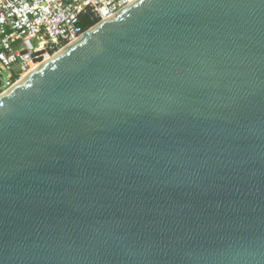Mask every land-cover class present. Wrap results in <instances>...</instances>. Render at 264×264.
I'll use <instances>...</instances> for the list:
<instances>
[{"label":"water","instance_id":"obj_1","mask_svg":"<svg viewBox=\"0 0 264 264\" xmlns=\"http://www.w3.org/2000/svg\"><path fill=\"white\" fill-rule=\"evenodd\" d=\"M115 16L0 101V264H264V0Z\"/></svg>","mask_w":264,"mask_h":264},{"label":"built area","instance_id":"obj_2","mask_svg":"<svg viewBox=\"0 0 264 264\" xmlns=\"http://www.w3.org/2000/svg\"><path fill=\"white\" fill-rule=\"evenodd\" d=\"M131 0H0V76L5 92L22 77L79 40L86 24L106 21ZM95 26V25H94Z\"/></svg>","mask_w":264,"mask_h":264},{"label":"bare ground","instance_id":"obj_3","mask_svg":"<svg viewBox=\"0 0 264 264\" xmlns=\"http://www.w3.org/2000/svg\"><path fill=\"white\" fill-rule=\"evenodd\" d=\"M139 0H131L130 4L121 12H119L115 17H117L119 14H121L122 12H124L126 9H128L130 6H132L134 3H136ZM109 21V20H107ZM107 21L103 22L106 23ZM103 25H99L96 28H94L93 30H91L90 32L86 33L83 36V39L89 35H91L92 33H94L95 31H97L99 28H101ZM82 38H80L78 41L66 46L65 48H63L61 51H59L58 53H56L54 56L48 58L46 61L42 62L40 65H38L36 68H34L33 70H31L30 72L26 73L21 80H19L13 87L9 89H7L5 92H2V94L0 95V101L2 99H4L9 93H11L15 88H17L21 83H23L24 81H26L28 78H30L31 76H33L35 73H37L39 70H41L43 67H45L47 64H49L50 62H52L55 58H57L58 56H60L61 54H63L64 52H66L67 50H69L71 47H73L74 45H76L77 43H79L81 41Z\"/></svg>","mask_w":264,"mask_h":264},{"label":"rangeland","instance_id":"obj_4","mask_svg":"<svg viewBox=\"0 0 264 264\" xmlns=\"http://www.w3.org/2000/svg\"><path fill=\"white\" fill-rule=\"evenodd\" d=\"M0 76L5 78V79H7V76H8V71L3 70V66H2L1 62H0ZM2 91H3V89L0 88V95L2 94Z\"/></svg>","mask_w":264,"mask_h":264},{"label":"trees","instance_id":"obj_5","mask_svg":"<svg viewBox=\"0 0 264 264\" xmlns=\"http://www.w3.org/2000/svg\"><path fill=\"white\" fill-rule=\"evenodd\" d=\"M97 22H98V21H95V22H91V23L86 24V28L88 29V28H90V27L96 25Z\"/></svg>","mask_w":264,"mask_h":264}]
</instances>
